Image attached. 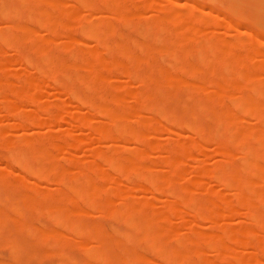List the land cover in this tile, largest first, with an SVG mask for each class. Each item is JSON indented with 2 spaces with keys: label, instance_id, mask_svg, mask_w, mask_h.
Listing matches in <instances>:
<instances>
[{
  "label": "bare ground",
  "instance_id": "1",
  "mask_svg": "<svg viewBox=\"0 0 264 264\" xmlns=\"http://www.w3.org/2000/svg\"><path fill=\"white\" fill-rule=\"evenodd\" d=\"M71 1L66 6L63 0H0V23L7 25L0 28V57L4 50H11L10 65L33 67L35 71L33 77L8 72L2 80L5 65L0 59V81H5L3 87H10L9 92L0 93V115L11 119L10 127H0V245L10 252L9 259L0 260V264H32L48 256L56 257L57 264H205L199 259L207 253L216 256L211 261L214 264H264V208H260L264 178L249 179L264 172L262 32H240V23L232 26L226 21L222 25L223 17L219 23L218 16L211 19L209 14L211 21L203 25L207 22L201 19L205 12L199 11L201 8L197 11L202 5H181L177 0H162L157 5L153 0L139 4L136 0ZM79 7L102 9L104 15L86 19L78 15ZM138 7H147L153 14L144 17ZM182 7L196 9L199 17L180 15ZM180 19L190 21L192 30H176ZM24 21L37 23L44 35L35 37ZM114 22L124 27L146 24L142 32L138 31L141 25L135 27L142 42L123 35ZM211 25L224 31L209 34ZM229 28L234 29V35L229 36ZM58 35L66 43L61 47L52 43V37ZM241 35L251 38L256 47L241 40ZM199 39L204 41L197 47L185 45ZM64 53L72 56L63 57ZM78 53L82 58L77 57ZM248 55L258 60L250 63ZM107 77L117 79L114 86L110 84L114 92L94 97L92 94L109 86ZM119 77L125 81H118ZM131 83H136L137 88L134 86L136 89L126 101L121 93ZM49 84L52 99L43 103L39 94ZM202 86L206 91H200ZM186 87L191 89L184 90ZM59 95L74 103L71 109ZM20 103L27 106V111L18 108ZM166 103L174 104L173 109L167 110ZM136 104L140 117L132 112ZM121 105L122 110L115 109ZM80 107L85 108L84 113L77 112ZM239 115L251 122L243 121ZM95 118L99 123L91 120ZM52 122H66L69 127L57 128L55 134L44 138L24 137V133L5 137L9 128H38ZM137 125L151 132L168 133L173 139L179 138L181 132L185 137L177 144L147 138L136 130ZM72 129H87V137H75ZM90 136H95L92 140L98 144H115L108 149L90 150ZM125 142L135 145L136 152L122 149ZM210 142L214 143V165L199 169L197 158L204 154L203 144ZM79 149L88 150L89 159L72 166L73 152ZM151 149L161 155L145 165L144 152ZM56 152L63 156L58 158ZM234 152L248 159L240 165ZM182 166L191 168L193 176L182 183L180 178L177 184V169ZM162 168L164 173L160 172ZM104 180H108L109 187L102 189L99 183ZM123 180L133 191L150 194L149 198L164 195L169 201L163 212L136 225L126 217L127 213H146L151 199L112 207L115 199L123 200L115 186ZM38 181L50 182L54 188L38 186ZM205 182L228 190L230 199L218 195L211 184L203 187ZM99 198H106V202L96 204L94 200ZM84 207L91 208L90 213L81 211ZM235 214L247 220V225L230 231L221 223ZM121 215L124 219L114 218ZM99 217L122 228L111 225L106 229ZM168 217L177 220L173 223L178 222L190 235L174 244L149 236L153 231H163L169 237L171 230L165 227ZM41 218L48 224H42ZM199 221L209 226L201 227ZM178 226L171 228L177 232L181 230ZM64 231L78 242L66 238ZM82 239L92 240L96 248L83 251ZM235 245L250 249V254L236 256ZM71 250L85 253L86 258H73Z\"/></svg>",
  "mask_w": 264,
  "mask_h": 264
},
{
  "label": "rangeland",
  "instance_id": "2",
  "mask_svg": "<svg viewBox=\"0 0 264 264\" xmlns=\"http://www.w3.org/2000/svg\"><path fill=\"white\" fill-rule=\"evenodd\" d=\"M32 1H36V0H32ZM137 1V3L139 4L141 1H144V0H136ZM149 0H147V2H148ZM153 1H155V2H157L156 3V5L157 4H160V3H162V0H153ZM178 1V3H182V4H193L195 7H198V5L200 4V5H202V6H200V7H198L197 8V11H198V9H200L199 11H202V12H205V16L204 17H202L201 19L202 20H204V21H207L206 23H203V25L204 24H208L211 20H210V17H211V19L213 18L214 19V17H217V21L220 23L221 22V20L219 19V18H222L223 17V20H222V22L220 23V24H226V21L227 22H232L231 23V25L232 26H234L233 24L235 23H237L238 22V24H239V26H238V28H239V31L240 32H246V30L250 33V30H251V32H255V33H258V31L260 30L261 32H262V37L264 38V5H260V4H264V1L262 2V0H239V2H241V4L243 5L242 7H241V4H238V0H235L234 1V4L232 3V0L230 1V3L228 2L229 0H214V3H212L213 2V0L210 2V3H212V4H210L209 3V0H190V1H188V3H186V1L187 0H177ZM217 1V2H216ZM257 1L260 3V4H258L257 3ZM63 2L66 4V6H69L71 3H72V1L70 0H63ZM190 2V3H189ZM192 2V3H191ZM208 2V3H207ZM216 2V3H215ZM251 2V3H250ZM238 5H237V4ZM247 4V7H245L246 5L245 4ZM181 4V5H182ZM228 4H231V6L232 7H230V5H228ZM219 5H222L221 7L219 6ZM245 5V6H244ZM204 6V7H203ZM232 9V11H231V9L229 8V7ZM236 6H238L237 8H235ZM249 6V7H248ZM212 7V8H211ZM100 8V7H99ZM210 10V12L209 11H207L208 9ZM227 8H229V10L227 11L226 9ZM211 9H213L214 10V13L216 14V16H215V14H213L212 12H213V10H211ZM238 9V10H237ZM244 9V10H243ZM263 10V12L262 13H260L262 10ZM102 9H100V10H96V9H93V10H86V9H84V8H81V7H79L78 9H77V13H78V15L80 16V17H83V18H91V17H97V16H100V14L102 13V16L104 15L103 14V11L102 12H100ZM205 10V11H204ZM233 10L236 12V13H234L233 12ZM261 10V11H260ZM138 11H139V13H141V15H143L144 17L145 16H150V15H152L153 14V12H151V10L150 9H148L147 7H138ZM196 11V9H188V8H186V7H182V8H180L179 9V14L180 15H193L194 17H199V14H198V12ZM231 11V12H230ZM260 11V12H259ZM219 12H221V13H219ZM233 12V13H232ZM240 13V15L241 16H239V13ZM259 12V13H258ZM218 13H219V15H218ZM207 14H209L210 15V17L207 15ZM224 14V15H223ZM235 14H237L239 17H237V16H235ZM243 15V16H242ZM23 16H24V14H23ZM227 18H226V17ZM234 16V17H233ZM209 17V18H208ZM230 17V18H229ZM236 17V18H235ZM240 17H242L241 19L242 20H238V19H240ZM246 17H247V19H246ZM43 17L42 16H39L38 17V19H42ZM227 19V20H225V19ZM244 18V19H243ZM258 18H259V20H258ZM263 20V21H261V19ZM229 19V20H228ZM231 19V20H230ZM112 20V19H111ZM225 20V21H224ZM245 20V21H244ZM249 20V21H248ZM234 21V22H233ZM244 21V22H243ZM246 22V23H245ZM254 22H256V23H254ZM263 22V23H262ZM258 23V24H257ZM262 23V24H261ZM24 24H25V26L26 27H28L29 29H31V31L34 33V35H35V37H37V38H40V37H42V34L44 33V30H41V28L39 27V25L37 24V23H32V22H25L24 21ZM114 24L118 27V31H120L123 35H125V34H127L128 35V37L130 38V39H133V40H137L138 41V39H139V42H142V38H140V37H138V34H137V32H136V30H135V27H136V25H141V26H139L138 27V31H140V32H142L146 27H147V25L146 24H142V23H137L136 25H132V26H129V27H124L123 25H121V23L120 22H114ZM119 24V25H118ZM6 25V23H4L3 25L0 23V28H2V29H4L3 27ZM202 25V26H203ZM248 25V26H247ZM7 26V25H6ZM201 26V27H202ZM225 26V25H224ZM251 26V27H250ZM253 26V27H252ZM255 27V28H254ZM6 28V27H5ZM182 28H185V29H187L188 31H190V30H192V28H193V26H192V23L190 22V21H188V20H186V19H180L179 20V22H178V24L175 26V29L176 30H178V29H182ZM224 29H225V27H223ZM125 31H124V30ZM230 29V28H229ZM255 29V30H254ZM128 30V31H127ZM130 30H134V31H130ZM220 32H223L224 30H222V28H214L213 27V25H211V26H209V28H208V31H210L209 32V34H216V32H218L219 33V31ZM231 30V31H230ZM230 30H228L227 31V33L229 34V36H230V34H231V36H232V34L234 35L235 33H234V29H230ZM73 32V33H72ZM69 31L68 32V34H75V32L74 31ZM248 32H246V33H248ZM64 33V32H63ZM65 33H67V31L65 32ZM128 33H130V34H128ZM44 35V34H43ZM127 35H125V36H127ZM132 35V36H131ZM131 36V37H130ZM218 36V35H217ZM242 39L241 40H243V41H245V42H248L249 44H250V46H251V44H253V41H252V39L251 38H249V37H247V36H245V35H241L240 36ZM62 37H59V35H58V37L56 36H54V37H52V43L55 45V46H58V47H61V44L63 45V43H65L64 41L65 40H62L61 39ZM64 39V38H63ZM202 41H204L203 39H199V40H197V41H193V42H187L185 45L186 46H188V47H197L198 46V44L199 43H201ZM66 44V43H65ZM223 45H226V44H223ZM254 45V44H253ZM255 46V45H254ZM256 47V46H255ZM262 47H264V46H262ZM260 49H264V48H260ZM13 52V51H12ZM12 52H11V50L9 51H5L4 50V54L0 57V59H1V61L2 62H4V65H5V67H4V69H3V71H4V73H3V71H2V75H1V79L3 80L4 78H6V77H8V75L9 74H11L12 72H14V73H16L17 71H19V74H22L23 72H24V74H28L27 76H29V77H31L32 75H33V73L35 74V71H33L34 70V68L32 67V69L30 68V67H27V68H25L23 65V68L22 67H19V65H17V64H12V65H10L8 62H10V61H8V57H11L13 54H12ZM68 56H72L70 53H64L63 54V57H68ZM77 57L78 58H82V55L80 54V53H78L77 54ZM143 60H144V56H142L141 57ZM11 60V59H10ZM158 61L160 60V59H157ZM247 60H248V62H250V63H255V61L256 60H258V58L256 59V57H254L253 55H248V57H247ZM160 63L161 62H163V60L161 59L160 61H159ZM9 64V65H8ZM21 66V65H20ZM144 68H146V67H144ZM8 72H9V74H8ZM22 72V73H21ZM6 73L8 74V75H6ZM6 76H5V75ZM17 74V73H16ZM113 74V75H112ZM31 75V76H30ZM110 75H112L113 77H117V76H115L116 74H114V73H111ZM35 76V75H34ZM33 77V76H32ZM260 77H262V78H264L263 77V75L261 76L260 75ZM121 77H119L118 78V81H120L121 79L123 80V78H121ZM261 79V78H260ZM1 80V81H2ZM115 80H117V79H115ZM114 80V78H109V77H107V81H108V83H109V86L108 87H105L104 88V90H103V92H97V93H94V94H92L94 97H104V96H106V95H108V94H111L112 92H114V90L112 89V87H110V84H112L113 86L115 85V83H117V81H115ZM190 80V79H189ZM188 80V81H189ZM264 80V79H263ZM0 81V82H1ZM123 81H125V78H124V80ZM122 82V81H121ZM2 83L3 84H1L0 83V93H7V92H9V88L10 87H8V86H4L3 87V85H5V81H2ZM47 85V84H46ZM46 85H44L43 87H42V89H41V91H40V94H39V97H40V101H43V103L44 102H46V101H49L50 99H52L51 98V94H52V92L53 91H51V90H53V89H51V87H50V84L48 85V86H46ZM51 86H52V84H51ZM137 86L136 85V83L134 84V83H131V84H129L128 86H127V88H125L124 89V92L123 93H121V95L123 96V98L127 101H129V99L127 98V95L129 94V93H132V91L134 90V89H136L135 87ZM51 89V90H50ZM188 89H191V87H186V88H184V90H188ZM200 91H206V88L204 87V86H202V87H200ZM168 90H166L165 92H167ZM65 95V94H64ZM66 96V95H65ZM59 98H60V101L61 100H64L65 99V97L63 96V95H59ZM51 101V100H50ZM67 104H69L70 103V105H69V107L68 108H70L71 109V105H74V103H72V102H70L68 99H66V100H64ZM66 103H64L65 105H66ZM21 104L22 103H20V106L18 107V108H21L22 110H24V111H27L26 109H27V106L25 107V104H23V107L21 106ZM64 105V106H65ZM186 104H183V105H181V106H185ZM63 106V107H64ZM164 106H165V108L167 109V110H171V109H173V107H174V104H172V103H166V104H164ZM29 107V106H28ZM74 107V106H73ZM133 107L135 108V111H133L132 110V112L134 113V115L136 116V117H140L142 114L139 112V110H138V105L136 104V105H133ZM66 108V107H65ZM81 108V107H80ZM78 108V111L77 112H83L84 110H85V108ZM75 109V108H74ZM87 109V108H86ZM115 109H117V110H122L123 109V106L121 105V106H118V107H116ZM67 110V109H66ZM73 110V109H72ZM75 110H77V109H75ZM75 110H74V112H75ZM0 111H1V108H0ZM69 111H71V110H69ZM87 111V110H86ZM86 111H85V113H86ZM84 113V112H83ZM80 115V114H79ZM82 115V114H81ZM44 116V117H43ZM63 116V115H62ZM239 117L243 120V121H245V122H251L250 121V119L249 118H247L246 116H243V115H239ZM41 118H42V120H44L43 118H45V115H43V114H41ZM9 118H7V119H5V118H2V115H0V127H2L3 125H4V127H8L9 125H11L10 123H11V119H9ZM153 119L154 120H157V118H155V117H153ZM39 120H41V119H39ZM41 120V121H42ZM94 123H99V121H95V120H97V118H95V119H91ZM9 122V123H8ZM53 123V124H52ZM52 123H49V125H44V126H40V127H38V128H26V129H23V130H13V129H10L9 128V131L5 134V137H7V138H13V137H16V136H18V135H20V134H23V136L24 137H32V136H37V137H39V138H44L46 135H48V134H53L55 131L57 132L58 130H57V128H63V129H66L67 127H69L68 126V124L65 122V123H56V122H52ZM6 124H7V126H6ZM126 126L128 125V122H125L124 123ZM2 125V126H1ZM10 127V126H9ZM24 130H25V132H24ZM55 130V131H54ZM73 130V135L76 137H80V138H82V137H84V135L82 136V134H85V137H87L86 136V130L87 129H85V130H78V129H72ZM136 130H138L144 137H147V138H158V139H163L162 141H168V142H172V143H174V144H177V143H179L181 140H183L184 138H182V137H185V136H183L182 135V133L183 132H181V134H180V137L179 138H177V139H173L172 138V136L171 135H169L168 133L167 134H163V132L162 133H160V132H151V131H148V130H146L145 128H143L142 126H136ZM55 132V133H56ZM54 133V134H55ZM185 133L188 135V133L185 131ZM184 134V133H183ZM186 135V136H187ZM82 136V137H81ZM92 137H95V136H90V138H89V141H88V149H90V150H92V149H100V148H103V147H107V149L108 148H111L112 147V145H114L115 144V142H110V141H105V142H103V143H100V144H98V143H95L93 140H92ZM182 138V139H181ZM156 140V139H155ZM159 142V141H158ZM114 143V144H113ZM212 144L214 145V143L213 142H210V144L209 143H204L203 144V152H204V154L202 155V156H199L198 158H197V160H198V164H197V168H199V169H203V168H207V167H209V165H211V166H213L214 165V163H213V161H215L216 160V158L213 156V152H211V150L213 151V149H212ZM121 147H122V149H124L125 151H127V152H136V147H135V145H133L131 142H125V143H122L121 144ZM105 149V148H104ZM89 152H88V150H76V151H74L73 152V156H74V162H71V165L72 166H76V165H79L82 161H84V160H87V159H89V158H87V157H89V154H88ZM212 153V154H211ZM161 155V153H157V150L155 151V150H146L145 152H144V163H145V165H149V163L150 162H152V161H154L155 159H157L158 158V156H160ZM55 155H57V157L58 158H61L63 155H62V153L61 152H56L55 153ZM156 156H157V158H156ZM233 157L236 159V161L240 164V165H242V163H244L247 159H248V156H245V157H243L241 154H239V153H237V152H234L233 153ZM87 158V159H86ZM85 162V161H84ZM2 165H0V167H1ZM188 166V165H187ZM187 166H182V167H179V169H177V176H176V179H175V183H177V184H179L178 182H179V179H180V182L182 183L183 181H185V180H189V179H192L191 177L193 176L192 175V173H193V171L191 172V168H189V167H187ZM3 167V166H2ZM163 169V168H162ZM15 170V169H14ZM17 170V169H16ZM15 170V171H16ZM161 170V169H160ZM166 170V169H165ZM14 172V171H13ZM161 173H164L165 171H164V169L163 170H161L160 171ZM16 173V172H15ZM20 173V172H19ZM18 175H21V173L20 174H18ZM22 176V175H21ZM20 176V177H21ZM14 177H15V175H14ZM20 177H18L19 179H20ZM16 178L17 177H15V178H13V179H15L16 180ZM175 178V177H174ZM174 178H173V180H174ZM178 178V179H177ZM259 178H264V172H260V173H257L256 175H255V177H251V178H249L250 180H258ZM182 180V181H181ZM206 181V180H205ZM208 181V180H207ZM39 183H38V186H45V187H48L49 189H51L52 187H53V184L51 185L50 184V182L48 183V182H44V181H38ZM108 180L106 181V180H104V181H101L100 183H99V187L100 188H102V189H105V188H107V187H109L108 186ZM212 182H205L204 184H202V185H204L203 187H209V185L211 184ZM211 185H213V190L214 191H217L218 192V195H220V196H222L223 198H226V199H230L229 197H230V192L228 191V190H221V188L219 189L216 185H214V184H211ZM115 186H116V188L120 191V193L123 195V200L121 201H119V200H117V199H115L114 201H113V203H112V207H121L124 203H131V202H135V201H138V200H149V199H151V201H152V204L150 205V206H147V209H146V213H145V211L143 212V214H142V212L141 211H133L132 213H127V216L126 217H128L130 220H132V222L134 223V224H136V225H139L140 224V222L141 221H144V219H146L147 217H152V218H155V217H157L159 214H161L162 212H163V208L165 207V204H167V202L169 201H167L166 199L167 198H165V197H163V196H161L160 194L158 195L157 194V196H155L154 198L155 199H152V198H149V197H152L150 194H147V193H142V194H140L139 192H136V191H133L131 188H129L128 187V184L127 183H125L124 182V180L123 181H120V182H116L115 183ZM216 186V187H215ZM42 188V187H41ZM54 188V187H53ZM258 189V187L257 186H255V190H257ZM29 194H33L32 192H29ZM263 194H264V192H263ZM150 201V202H151ZM172 201V200H171ZM94 202L96 203V204H100V203H105L106 202V198H99V199H95L94 200ZM260 208L261 209H263L264 208V200L262 201V203H261V205H260ZM89 209H91V208H89V207H84V208H82L81 209V211H84V212H88V213H90V211H89ZM145 213V214H144ZM93 214V213H92ZM95 215V214H94ZM123 217H125V216H123V215H121V216H114V218H119V219H124ZM74 218V216L73 215H71V217H70V219H73ZM127 218V219H128ZM176 219V218H175ZM174 219V220H175ZM41 220H43V221H41ZM41 220H40V222L42 223V224H48V222H46L45 220H44V218L42 219L41 218ZM98 220L101 222V224L106 228V229H108L111 225H113V226H115V227H119V228H122V226L121 225H117V224H114V223H112L111 221H109L108 219H102V218H98ZM108 220V221H107ZM175 221H177V220H175ZM175 221H173V219H171V217H168V219H167V222H166V224H165V227L166 228H168V229H170L171 231H170V233H169V237L168 236H166V235H164V233H163V231H153V232H151L150 234H149V236H152V235H154V236H159L165 243H167V244H174V243H176L180 238H184V237H186V236H188V235H190V233H188L187 232V230H182L179 226H178V222H176V223H173V222H175ZM197 223H200L199 225H201V227H208L209 225H207L205 222H197ZM175 224H177V226H178V228H180L181 230H178L177 232H176V230H175V232L173 231V229L172 228H176L177 226H175V227H173ZM196 224V223H195ZM222 224V226L223 227H225V228H227V229H229L230 231H232L233 229H235V227H240V228H244V227H246V225H247V220H245L244 218H242V217H240V216H238V215H232V216H228V217H226V219H225V221L224 222H222L221 223ZM173 225V226H172ZM198 225V224H197ZM172 227V228H171ZM200 227V228H201ZM197 228V227H196ZM64 235H65V237L66 238H70V239H72L73 240V242H78V239L75 237V236H73V235H71L70 233H68L67 231H64ZM176 235V236H175ZM81 242H80V244H82V247H83V251H85V252H88V251H90V250H94L95 248H96V246H95V244L92 242V240H90V239H82V240H80ZM236 247L234 248V252H235V255L236 256H244V255H247V254H250V252H251V250L250 249H248V248H243V247H241V246H237V245H235ZM0 260H2V261H7L8 259H9V249H8V247L6 248V246H3V245H0ZM72 252H74V253H72V252H69L70 254H71V256L73 257V258H75V259H77V260H79V258H86V255H85V253H81V252H79V251H77V250H71ZM9 252V253H8ZM2 253V254H1ZM216 256L214 255V254H212V253H207V254H204V255H202L200 258L201 259H199V262H204L205 264H214V263H212L211 261L212 260H215L216 258H215ZM4 258V259H3ZM45 259H47V260H45ZM42 260H44V261H42ZM53 263H52V262ZM39 264H57V262H58V259L56 258V257H53V256H48V258L47 257H43V258H40L39 259ZM38 262H35V263H33V261H32V264H37ZM13 264H16V263H13Z\"/></svg>",
  "mask_w": 264,
  "mask_h": 264
}]
</instances>
